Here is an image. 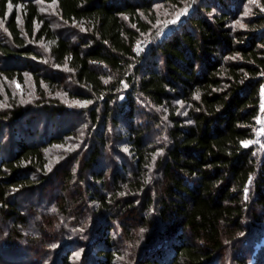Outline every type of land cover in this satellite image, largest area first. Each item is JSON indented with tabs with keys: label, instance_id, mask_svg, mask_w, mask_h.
<instances>
[{
	"label": "trees",
	"instance_id": "trees-1",
	"mask_svg": "<svg viewBox=\"0 0 264 264\" xmlns=\"http://www.w3.org/2000/svg\"><path fill=\"white\" fill-rule=\"evenodd\" d=\"M44 1L56 2L63 28L41 12L39 0H0L7 32L0 34V82L23 84L30 74L38 94L31 102L11 95L0 109V222L9 224L3 247L20 250L16 242L28 240L18 196L49 186L47 150L78 133L59 124L71 108L50 94L63 91L90 102V149L77 174L73 167L59 173L66 186L75 177L86 184L70 198L55 196L48 208L32 205L35 215L58 217L37 220L49 238L35 234L32 247L58 242L50 239L60 233L58 219L71 213L80 220L82 201L94 210L89 264H117L118 244L139 240L134 264H219L229 251L249 264L239 256L250 244L254 252L264 234V133L255 142L264 0L243 27L234 23L249 0ZM158 3L191 8L160 34ZM39 43L49 47L47 56ZM113 145L129 159L108 178L107 169L94 167ZM70 257L63 250L58 263L71 264ZM255 259L264 264V246Z\"/></svg>",
	"mask_w": 264,
	"mask_h": 264
},
{
	"label": "rangeland",
	"instance_id": "rangeland-1",
	"mask_svg": "<svg viewBox=\"0 0 264 264\" xmlns=\"http://www.w3.org/2000/svg\"><path fill=\"white\" fill-rule=\"evenodd\" d=\"M261 3V0H249L243 7V12L241 13V19L236 21L235 27H243L244 26V18L247 15H250L252 9ZM40 10L42 13L46 15L47 18L51 20L55 28H63L66 24L63 23L60 13L57 9L56 2H47L44 0H39ZM21 6L19 7V9ZM156 10L158 11V20L156 27L159 26V33L163 34V31L166 28H169L172 23L176 22L179 18L183 16V14L191 8V3L187 5L184 9H177L173 6H167L164 3H158L155 5ZM183 11V12H181ZM23 20L20 18V24L23 27ZM5 22L0 19V34H7L5 31ZM145 41L142 40L140 43V49L144 47ZM39 46L43 49L44 53L47 56L49 51V47H47L44 43H39ZM46 60V58H45ZM66 67L62 68L65 69ZM52 97H59V99L64 103L67 107H70V111L65 115L64 120H58L55 118V121H59L60 125L63 127L74 125L77 127V135L70 138H67V142L63 145H54L50 147L48 151V155L50 158V165L52 167L51 176L49 181V186L43 189L41 194L32 193V194H23L18 196V200L23 209V214L29 219V228L31 231L28 233V240H22L21 244L16 242L17 248L20 250L10 251L7 247H3L4 243L8 242L9 238L6 237V232L8 230L9 224L0 222V264H57L59 260L57 259L61 253L65 252V250H69L71 252L70 261L71 264H89L91 262V257H93V252L88 250L87 243L88 238L86 237L87 229L90 225H95L94 222V213H93V205L89 202L90 205L83 203L82 201L76 202V206H78V214H82V218L80 220H74L76 217L71 216L70 214H65L64 218L61 220L58 219L57 226L60 227L59 231H55V233L50 235V239L59 238L58 242L50 241L44 247L43 245H34L31 246V238L30 237H48L44 233L42 234L37 226V220L42 217L47 220L51 217L52 219H57L58 217L54 214L49 213H40L39 216L33 214L30 209L33 206H37L40 208H48L51 204L54 203L55 196L65 197V193H67L66 197L70 198L77 193V190L80 188H85V182L79 181L77 177H75L74 181L66 186L62 182L63 176H61L63 168L73 167V170L77 172L81 169L83 158L89 156V134L87 135L86 131L89 126V121L87 119V112L84 111L85 107L90 103L89 101L79 99H75L64 93L63 91H54L51 92ZM16 97L19 101H36L38 99V94L35 90L34 81L30 74H26L25 82L23 84L15 81V80H7L2 79L0 82V109L6 108L10 104V96ZM184 113V112H183ZM75 127V128H76ZM257 137L255 139L256 143H260L261 136L264 133V90H263V98H262V112L259 118V125L257 127ZM158 135V132L154 134V136ZM7 136V135H6ZM5 136V138H6ZM117 144V143H115ZM120 147V150H118ZM126 149L122 146L113 145L108 148L102 156L99 158V163L94 169L98 171H102L104 169L108 170V178H111L112 170L121 169V164L126 163L129 159L126 153ZM125 155V157H124ZM76 159V160H73ZM63 167V168H62ZM86 178L89 180L91 177L87 174ZM84 183V184H83ZM65 193H64V192ZM41 206H38V205ZM50 204V205H48ZM40 211V210H38ZM41 212V211H40ZM45 215V216H43ZM60 223V225H59ZM73 230L68 231V233H63L64 230L72 227ZM76 225V226H75ZM70 226V227H69ZM139 230V229H138ZM116 235L119 233V230H112ZM6 233V234H5ZM35 234H37L35 236ZM68 236V237H66ZM65 240L60 242L61 240ZM124 240V239H123ZM124 242V241H123ZM250 243V241H248ZM137 245H139L140 240L137 241ZM119 243L118 247L121 248V254L117 257V264H134L135 262V254L137 245L133 244L132 246L129 244ZM247 247V244L245 245ZM255 246V244H254ZM264 246V234L261 236L259 241L256 243V248L261 249ZM66 248V249H65ZM252 245L250 244L244 251L243 256H239L241 259L248 257L249 264H256L255 254L257 249L251 251ZM58 251V253H57ZM17 253V254H16ZM12 254V255H10ZM238 255L235 252H227L224 258L219 261V264H240L235 261V257ZM55 259L56 262H55ZM60 264V263H58Z\"/></svg>",
	"mask_w": 264,
	"mask_h": 264
},
{
	"label": "snow or ice",
	"instance_id": "snow-or-ice-1",
	"mask_svg": "<svg viewBox=\"0 0 264 264\" xmlns=\"http://www.w3.org/2000/svg\"><path fill=\"white\" fill-rule=\"evenodd\" d=\"M245 146H247V144H245Z\"/></svg>",
	"mask_w": 264,
	"mask_h": 264
}]
</instances>
